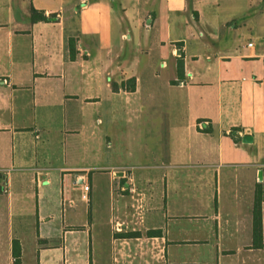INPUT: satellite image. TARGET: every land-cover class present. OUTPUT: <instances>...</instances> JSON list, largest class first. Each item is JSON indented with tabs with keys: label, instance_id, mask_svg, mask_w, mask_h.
Segmentation results:
<instances>
[{
	"label": "crops",
	"instance_id": "crops-1",
	"mask_svg": "<svg viewBox=\"0 0 264 264\" xmlns=\"http://www.w3.org/2000/svg\"><path fill=\"white\" fill-rule=\"evenodd\" d=\"M0 185V264H264V0H0Z\"/></svg>",
	"mask_w": 264,
	"mask_h": 264
},
{
	"label": "rangeland",
	"instance_id": "rangeland-1",
	"mask_svg": "<svg viewBox=\"0 0 264 264\" xmlns=\"http://www.w3.org/2000/svg\"><path fill=\"white\" fill-rule=\"evenodd\" d=\"M136 196L137 194L135 192L132 193L129 192L126 198L131 203L135 204L136 200H138ZM107 203H108V199L106 197V194L104 193L102 188H98V190L92 194V206L97 210L95 212V215H98L99 210H101V208L106 207ZM146 204L147 202H143L141 198L142 208L138 211L139 215L143 216L144 213H146V209H147ZM133 212L134 214L137 213L138 215V212L134 208H133ZM105 231H106V227L100 226L97 223V221H95V223L92 225V231H91L92 250L90 253L91 254L90 258H87V264H153L152 259L149 257L147 251L140 254L139 256L135 255L136 253H133L132 258H122L119 255V253H117L114 250L109 252L107 234ZM141 233L146 235V231L144 232V230H142ZM143 240L144 242L142 243V246L144 249H146L151 244L147 240L145 239ZM58 264H66L65 259H63L62 261L60 259Z\"/></svg>",
	"mask_w": 264,
	"mask_h": 264
},
{
	"label": "trees",
	"instance_id": "trees-1",
	"mask_svg": "<svg viewBox=\"0 0 264 264\" xmlns=\"http://www.w3.org/2000/svg\"><path fill=\"white\" fill-rule=\"evenodd\" d=\"M30 19L31 21H36V20H45L46 16L43 14V11L37 10L33 7H30ZM72 54V51H71ZM178 72L181 70V64L178 63L177 66ZM128 86H125L127 89H134V78H131L128 80ZM124 84L121 83L120 86H123ZM119 85L116 83L112 84V89L113 90H118ZM2 190V187L0 185V192ZM253 235L258 236L259 238L261 237V215H260V202L255 199L254 205H253ZM256 244V243H255ZM257 244H261V240L257 242ZM20 252V246L17 240L12 241V254L14 257V261H18V256Z\"/></svg>",
	"mask_w": 264,
	"mask_h": 264
},
{
	"label": "built area",
	"instance_id": "built-area-1",
	"mask_svg": "<svg viewBox=\"0 0 264 264\" xmlns=\"http://www.w3.org/2000/svg\"><path fill=\"white\" fill-rule=\"evenodd\" d=\"M251 44H252L251 42L248 43L249 46H251ZM199 125H200L201 127H202V126H206V125H207V122H206V121H200ZM83 188H84V190H87L89 187H88L87 184H85V185L83 186Z\"/></svg>",
	"mask_w": 264,
	"mask_h": 264
}]
</instances>
